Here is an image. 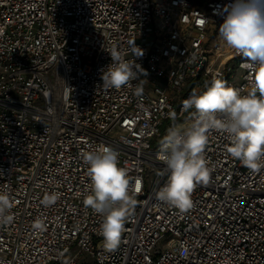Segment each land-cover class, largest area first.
Masks as SVG:
<instances>
[{
	"label": "built area",
	"instance_id": "2783aa9c",
	"mask_svg": "<svg viewBox=\"0 0 264 264\" xmlns=\"http://www.w3.org/2000/svg\"><path fill=\"white\" fill-rule=\"evenodd\" d=\"M234 2L0 0V189L14 202L13 221L0 226V264H264V169L232 158L225 133H208L212 171L192 208L156 199L167 181L161 141L197 118L182 101L213 78L251 89L248 58L219 36ZM113 48L147 73L132 88L102 86ZM102 145L118 151L130 188L142 185L112 252L102 216L83 203L90 178L81 151ZM52 192L60 199L43 207ZM38 219L44 230L34 229Z\"/></svg>",
	"mask_w": 264,
	"mask_h": 264
},
{
	"label": "clouds",
	"instance_id": "9594fccd",
	"mask_svg": "<svg viewBox=\"0 0 264 264\" xmlns=\"http://www.w3.org/2000/svg\"><path fill=\"white\" fill-rule=\"evenodd\" d=\"M219 36L227 47L248 58L249 62L242 66L253 72L251 89L243 93L226 81L213 78L210 83L205 82L202 92L193 91L182 101V110L194 108L197 118L183 132L170 129L161 141L157 158L166 166L167 181L156 194L157 200L181 213L193 207L194 189L209 183L212 169L204 152L210 130L227 135V153L252 173L264 169V0H235L219 26ZM109 54L111 63L101 75L105 89L132 88L131 81L139 79L141 73L147 75L117 49H111ZM142 55L143 52L136 57ZM142 91V85H137L134 94L139 96ZM81 157L90 178V194L86 195L84 206L102 216L99 234L103 247L115 251L136 207L135 195L141 190V182L137 180L130 188L127 170L119 166V153L110 146L82 150ZM60 197L59 192L46 193L40 203L49 208ZM13 207L9 192L0 189V226L13 221ZM33 227L44 230V221L38 219Z\"/></svg>",
	"mask_w": 264,
	"mask_h": 264
},
{
	"label": "rangeland",
	"instance_id": "374dc122",
	"mask_svg": "<svg viewBox=\"0 0 264 264\" xmlns=\"http://www.w3.org/2000/svg\"><path fill=\"white\" fill-rule=\"evenodd\" d=\"M215 42L212 41L211 44H214ZM173 121H169V123H171ZM173 126H175V128H177L178 130H180L181 132H183L184 130L188 129L190 127L189 123H188V118H184V120L182 122H180L179 124H174ZM177 126V127H176ZM159 250H165L168 248V243L165 241L161 242L158 247Z\"/></svg>",
	"mask_w": 264,
	"mask_h": 264
}]
</instances>
